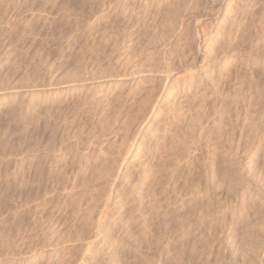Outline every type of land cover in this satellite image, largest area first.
Returning a JSON list of instances; mask_svg holds the SVG:
<instances>
[{"label": "rangeland", "instance_id": "1", "mask_svg": "<svg viewBox=\"0 0 264 264\" xmlns=\"http://www.w3.org/2000/svg\"><path fill=\"white\" fill-rule=\"evenodd\" d=\"M262 3L0 0V264H184L187 258L185 264H232L244 258L234 255L231 261L228 249L240 227L227 240L223 223L221 230L215 225L240 200L242 176L234 194L225 179L219 193L214 184L211 192L206 173L212 171L220 181L224 165L206 136L220 123L218 113L236 109L231 142L234 150L238 146L235 159H241L242 167L261 140L259 134L264 136V69L262 76L256 70L251 74L238 62L263 27ZM233 11L248 16L243 22L241 13ZM249 12L263 23L253 20L255 27ZM229 13L240 16L242 28L226 24L213 39L212 31ZM249 76L258 78L250 83L254 88ZM248 118L261 122L251 130ZM246 131L260 139L243 133L240 142L238 133ZM248 177L254 186L256 179ZM208 192L212 207L216 196L223 200L217 198L221 203L216 201L215 209L222 214L213 208L211 214L220 221L210 219L207 225L221 236L216 240L202 221ZM220 204L225 210H219ZM129 208L147 220L145 239L141 219L139 224L124 221L122 210ZM261 252L258 260L264 262Z\"/></svg>", "mask_w": 264, "mask_h": 264}, {"label": "bare ground", "instance_id": "2", "mask_svg": "<svg viewBox=\"0 0 264 264\" xmlns=\"http://www.w3.org/2000/svg\"><path fill=\"white\" fill-rule=\"evenodd\" d=\"M183 1V0H182ZM244 1V0H243ZM249 1V0H248ZM253 1V0H252ZM261 1V0H260ZM240 2H241V0H240ZM189 3V2H188ZM242 3H244V2H242ZM241 3V4H242ZM245 3H247V2H245ZM250 3V2H249ZM261 3V2H260ZM186 4V3H185ZM199 4V3H198ZM252 4V3H251ZM262 4H264V3H262ZM230 5V4H229ZM250 5V4H249ZM193 6V5H192ZM238 6H239V4H238ZM244 6H245V4H244ZM251 6V5H250ZM182 7V6H181ZM242 7V6H241ZM240 7V8H241ZM246 7V6H245ZM249 7V6H248ZM180 8V7H179ZM183 8V7H182ZM189 8V7H188ZM238 8V7H237ZM236 8V9H237ZM247 8V7H246ZM234 9V8H233ZM235 9V10H236ZM244 9V8H243ZM238 10V9H237ZM236 10V11H237ZM241 11V10H240ZM242 11H245V9L244 10H242ZM187 12V11H186ZM230 12H232V11H230ZM233 12H235V11H233ZM175 13V12H174ZM190 13V12H189ZM235 13H237V12H235ZM235 13H232V14H230L229 13V15L227 14H225V15H223L222 17H221V19L219 20L220 22H219V24H218V26L212 31V34L210 35L211 37H213V39H215V37H217L218 36V34H219V32H221L220 30H223V29H225L224 28V26L226 25V24H228V26L229 25H231V26H235V25H237V24H239V18H240V16H238L237 17V15L235 14ZM241 12H238L237 14H240ZM250 13L251 12H249V17H251L252 15H253V13H251L252 15L250 16ZM167 14V13H166ZM184 14V13H183ZM171 15V14H170ZM241 15V21H243L244 22V19L243 18H245L246 17V15L248 16V12H247V14H246V12L244 13L243 12V14L241 13L240 14ZM175 15H173V17H174ZM180 16H182V14L180 15ZM187 16V15H186ZM259 16V15H258ZM258 16H257V18H258ZM262 16V15H261ZM172 17V18H173ZM188 17V16H187ZM247 18V17H246ZM245 18V19H246ZM253 18V19H252ZM252 18H249V19H251L252 20V24H253V20H256V21H261L260 19L261 18H259V20L256 18H254L253 16H252ZM249 19H247V21L249 20ZM180 20V19H179ZM183 20V19H182ZM263 21H264V19H262ZM168 21V20H167ZM166 21V22H167ZM170 21V20H169ZM177 21V20H176ZM187 21H189V20H187ZM240 21V22H241ZM263 21H262V23H263ZM249 22H250V20H249ZM175 23V22H174ZM192 23V22H191ZM242 23V22H241ZM245 23H246V21H245ZM244 23V24H245ZM255 23V22H254ZM261 23V22H260ZM261 23V24H262ZM167 24V23H166ZM165 24V25H166ZM243 24V23H242ZM242 24H240V25H242ZM243 24V25H244ZM248 24V23H247ZM257 24V23H256ZM169 25V24H168ZM174 25V24H173ZM246 25V24H245ZM250 25V24H249ZM254 25V24H253ZM252 25V26H253ZM238 26V25H237ZM237 26H236V28H237ZM255 26V25H254ZM254 26H253V28H254ZM259 26V25H258ZM257 25L255 26V27H258ZM230 27V26H229ZM238 27H241V26H238ZM249 27H251V26H249ZM260 27H261V25H260ZM209 28H211V27H209ZM223 28V29H222ZM235 28V27H234ZM242 28V27H241ZM245 28H246V26H245ZM174 29V28H173ZM238 29V28H237ZM236 29V30H237ZM255 30L256 29H259V28H254ZM254 29H253V31H254ZM239 30H241V32H243L242 31V29H239ZM238 30V32L241 34V32ZM245 30V29H244ZM246 30H249L250 31V29H247L246 28ZM245 30V31H246ZM251 31H252V28H251ZM250 31V32H251ZM257 31V30H256ZM236 32V31H235ZM237 32V33H238ZM250 32H249V35H250ZM237 33H235V35L237 34ZM244 33H248V32H243V35H244ZM257 33H258V35H257ZM240 34H238V35H240ZM234 35V34H233ZM237 35V36H238ZM242 35V36H243ZM247 35V37H250V36H248V34H246ZM245 37V36H244ZM246 37V38H247ZM252 37V36H251ZM192 38V37H191ZM210 38V37H209ZM237 38V37H236ZM241 38V37H240ZM253 39H252V42H250L251 43V50H250V52L246 49V50H244V52H242L243 54H245L246 55V51H248V53H247V55L245 56V59H240V61H238V62H240L241 64H243L242 66H244L245 65V68H246V66L251 70V74H252V72L254 71V70H256V71H260V75H261V71H263V69H264V24H263V27L262 28H260V30H259V32H256L255 33V35L252 37ZM211 39V38H210ZM238 39V38H237ZM194 41V40H193ZM241 41V40H240ZM244 41H246V40H243V42ZM237 42V45L239 44L238 43V41H236ZM247 42V41H246ZM248 42H249V40H248ZM217 43V42H216ZM220 43V42H219ZM249 43V44H250ZM242 43H240L237 47H239V46H243V45H241ZM187 45V44H186ZM223 45V44H222ZM190 46V45H189ZM236 47V48H237ZM247 47V46H246ZM245 48V47H244ZM247 48H249V47H247ZM220 49V48H219ZM239 49V48H238ZM240 49H242V47L240 48ZM237 51V50H236ZM241 51H243V49L241 50ZM238 52H240V50L238 51ZM235 54V53H234ZM217 58V57H216ZM236 61V60H235ZM237 62H235V64H236ZM240 63L238 64L237 63V66L239 65V66H241L240 65ZM177 65V64H176ZM175 66V65H174ZM239 68H241V67H239ZM172 69V68H171ZM236 69H238V68H236ZM242 69H244V68H242ZM258 69V70H257ZM168 70V69H167ZM166 70V71H167ZM235 71V70H234ZM237 71V70H236ZM238 71H241V69H239ZM237 71V72H238ZM245 72H246V69L244 70ZM244 71H242L243 73H245ZM248 71V70H247ZM247 73V72H246ZM249 73V72H248ZM258 73V72H257ZM263 73V75H264V71L262 72ZM250 75V74H249ZM248 76V75H247ZM251 76V75H250ZM249 76V77H250ZM262 76V75H261ZM245 77H246V75H245ZM245 77H243V78H245ZM253 77H256V78H252V77H250L252 80H250L249 81V85H251L250 83H252L251 81H253V80H257L258 78H257V76H253ZM238 78V77H237ZM243 78H242V80H243ZM248 78V77H247ZM261 78V77H260ZM240 79V78H239ZM244 80H246V79H244ZM262 80H264V76L261 78V81ZM258 81V80H257ZM260 81V80H259ZM256 82V81H255ZM263 82V81H262ZM261 82V83H262ZM238 83V82H237ZM241 83V82H240ZM264 83V82H263ZM256 84V83H255ZM260 86H261V84L260 83H258ZM226 85V84H225ZM237 85H239V83L237 84ZM245 85H247V84H245ZM253 85L254 84H252L251 86H252V88H254L255 87V85H254V87H253ZM263 85V84H262ZM260 86H257L256 88L257 89H259L258 87H260ZM238 87V86H237ZM244 88H246V90H244V91H247V87H245L244 86ZM261 88H264V87H261ZM236 90V89H235ZM241 90H243V89H241ZM249 90V89H248ZM260 90V89H259ZM262 91V90H261ZM237 92L239 93V91L237 90ZM248 92V91H247ZM247 92H245V94L247 93ZM256 92V89H255V91L253 92V93H255ZM236 93V92H235ZM251 93H252V91H251ZM240 94L241 95H239V96H242L243 95V91L242 92H240ZM250 94V93H249ZM256 94H260V93H256ZM254 95V94H253ZM252 95V96H253ZM262 95L263 94H261V97H262ZM238 96V95H237ZM238 96V97H239ZM244 96V95H243ZM242 96V97H243ZM248 96V95H247ZM251 96V95H250ZM256 96V95H255ZM238 97H236L237 99H240V100H242L241 98L242 97H240V98H238ZM246 97V96H245ZM254 97V96H253ZM252 97V98H253ZM257 98H259V95L258 96H256ZM260 97V98H261ZM251 99V97H248V98H246V99ZM259 98V99H260ZM237 99H236V101H237ZM254 99V98H253ZM255 100V99H254ZM243 101V100H242ZM247 101V100H246ZM245 101V102H246ZM252 101V100H251ZM250 101V102H251ZM238 102H239V100H238ZM253 102H256V101H253ZM257 102H258V100H257ZM233 103H234V101H233ZM243 102H240V107L242 108V107H244V106H242L243 104H242ZM236 104V103H235ZM237 104H239V103H237ZM255 104V103H254ZM246 105V104H245ZM260 106V105H259ZM238 107V106H237ZM245 107H247V105L245 106ZM244 107V108H245ZM251 107V106H250ZM256 107V106H255ZM236 108V107H235ZM239 108V107H238ZM241 108H239L240 110H241ZM247 109V108H246ZM227 110H229V109H227ZM243 110V109H242ZM245 110V109H244ZM248 110V109H247ZM252 110V109H251ZM259 110V109H258ZM261 110H263V109H260V111ZM231 111H236V109H234V110H230V112ZM237 111H239V110H237ZM250 111V110H249ZM259 111V112H260ZM154 112V111H153ZM209 112V111H208ZM233 112V113H234ZM240 112V111H239ZM238 112V113H239ZM242 113H243V111H241ZM240 112V113H241ZM263 112V111H262ZM232 113V114H233ZM237 112H236V115H235V117L237 116V114H238ZM242 113H241V115H242ZM250 113V112H249ZM220 114V123L219 124H217L216 126H210L211 128H212V130L211 131H209V130H207L208 132V134H207V136H206V138H209V141L211 142V144H212V147L211 148H213V149H215L218 153H219V155H220V157H221V159L223 160V165H224V171H223V173H222V176L220 177L219 176V178H220V181H219V179L217 178V180H214V177L213 176H215V175H212L211 173H212V171H211V173H210V171L208 172L207 170H208V168L207 167H205V170L207 171V173H206V175H208L207 176V181L205 180V178H204V180L206 181V183H208V187L210 188V190H211V188L213 187V186H211V185H216L217 186V188H215L216 186H214V188L216 189H214V188H212V189H214L215 190V192H218V188H220V189H222L221 188V184L223 185V181H224V179L226 180V181H228L227 183H229V186L227 187V190L228 191H232V194H234V191H236L235 189L237 188L236 187V184H237V182L238 181H240V177L242 176V178H241V182L243 183L242 185H241V188H240V190H239V198H240V200H236V201H234L235 203L234 204H236V207H233V208H230V210L231 209H234V210H232V211H230L229 210V214H228V216L227 215H225L224 216V214H226L224 211L221 213V212H219V213H221L222 214V218H223V221H220V219L219 220H217V218H216V220H217V222L218 221H220V223H218V224H215V225H217V227L216 228H218L217 230H219L220 229V227H218L219 226V224L221 225L222 223V225H221V227H222V229H223V227L224 228H226V230L229 232V234L227 235L226 234V236H227V240H228V237L230 238V236H232L233 234H234V232H236V231H238L239 230V227H240V232H237V234L238 235H236L235 234V236H237V239H234L235 241H233V238H234V236H232V240L230 241L231 242V244H233V245H231V244H228V245H231V247H229L228 246V249H229V251L231 252V253H233V254H230L231 256H233L230 260L232 261V259L233 260H238V258H234L235 256L234 255H236L237 257L238 256H240V257H244V258H240L241 259V264H264V262H262V261H260L261 259H259L258 260V257L260 256L259 254H260V252H261V250H263V252H264V136L262 135V134H259L260 136L259 137H261V140H259V142L257 141V143H256V145H255V148L253 149L254 150V152H252V154H249L250 156H248V159L249 160H247V163L245 164V166H243L242 167V164L241 165H239L240 163H239V161L241 160V159H235L236 157H235V155L236 154H238L237 152H239V150L236 152V154H235V151H236V149H238V146H236L238 143L236 142V144H235V150L233 149L234 148V146L232 147V137H233V135L235 134V133H233V135H232V130H236V129H233L235 126H236V124H237V120H238V118L236 117V118H234V114L232 115V114H230L229 113V111L227 112L226 110H223L222 112H220V113H218V115ZM250 114H252V112L250 113ZM241 115H239L240 117H242ZM246 115H248L247 113H246ZM245 115V116H246ZM210 116V115H209ZM214 116V115H213ZM249 116H251V115H249ZM248 116V117H249ZM212 117V116H211ZM231 117H232V119H231ZM257 117H259V116H257ZM261 117H262V115H261ZM250 118V117H249ZM247 119V120H249L250 121V119ZM264 120V119H263ZM205 121H207V120H205ZM256 122H257V119L255 120ZM254 121V122H255ZM259 121V120H258ZM251 122V124H250V126H251V130H253V128H254V124H256V122L253 124V122H252V120L250 121ZM259 122H261V121H259ZM259 122H257V123H259ZM214 123V122H213ZM232 123V124H231ZM209 124V123H208ZM211 124V123H210ZM204 126V125H203ZM228 127V128H227ZM205 128V127H204ZM236 128V127H235ZM257 128V127H256ZM239 129V128H238ZM237 129V130H238ZM258 130H259V128H258ZM206 131V130H205ZM239 131V130H238ZM241 131H243V130H241ZM248 131V130H247ZM247 131L246 132H240V133H238V140L240 141V139L242 138V139H245V136L243 135V133H247ZM236 132V131H235ZM254 132V131H253ZM259 132V131H258ZM256 132H254V133H252V134H255ZM262 133V132H261ZM205 134H206V132L204 133V136H205ZM250 134H251V132H250ZM257 134V133H256ZM242 135L244 136V138L242 137ZM209 136V137H208ZM247 136H249V134L247 133ZM253 136H255V135H252V137ZM257 136V135H256ZM255 136V137H256ZM263 136V137H262ZM235 137L236 136H234V139H235ZM250 138H252L251 137V135L249 136ZM205 138V137H204ZM253 139V138H252ZM256 139V138H255ZM255 139H253V140H255ZM257 139H260V138H258V136H257ZM248 140V142H246ZM247 140L245 141V143H246V145L249 143V141H250V139H248L247 138ZM253 140H251L252 142H253ZM181 141V140H180ZM242 141V140H241ZM240 141V142H241ZM175 142V141H174ZM254 142H256V141H254ZM253 142V143H254ZM181 143V142H180ZM184 143V142H183ZM234 143V142H233ZM244 143V144H245ZM175 144H177V142L175 143ZM179 144V143H178ZM210 144V145H211ZM243 143L241 144V145H244ZM251 144V147L250 148H252V143H250ZM209 145V146H210ZM218 145H220V146H218ZM238 145H240V144H238ZM249 145V144H248ZM176 146V145H175ZM188 146V145H187ZM214 146V147H213ZM205 147H207L208 148V146H205ZM242 148L243 147H246V146H241ZM184 148H186V147H184ZM183 148V149H184ZM250 148H248V149H250ZM239 149H240V147H239ZM245 149V148H244ZM246 149H247V147H246ZM244 150L246 153H247V151L248 150ZM188 150V149H187ZM207 150V149H206ZM205 150V151H206ZM179 151H181V150H179ZM207 151H209V150H207ZM206 151V152H207ZM213 151V150H212ZM242 152V154L241 153H239V155H243L244 153V151H243V149L241 150ZM251 151V150H250ZM178 152V151H177ZM249 152V151H248ZM205 153V152H204ZM212 153V152H211ZM245 153V154H246ZM250 153V152H249ZM209 154H210V152H209ZM213 154H214V152H213ZM212 154V155H213ZM216 154V153H215ZM206 155V154H205ZM218 155V154H217ZM217 155H213L214 157L215 156H217ZM248 155V154H247ZM246 156V155H245ZM220 157H218V158H220ZM238 157V156H237ZM218 158L216 159V161H218ZM245 158V157H244ZM256 160H255V159ZM247 159V158H246ZM257 159L260 161V166H259V164H257L258 163V161H257ZM254 160V161H253ZM204 161V160H203ZM238 161V162H237ZM246 161V160H245ZM207 162H209V161H207ZM255 162H257L256 164H257V166H255ZM211 163H212V161H211ZM239 163V164H238ZM243 163V162H242ZM205 164H207V163H205ZM213 164V163H212ZM243 164V165H244ZM222 165V166H223ZM205 166V165H204ZM209 166V168L211 169V164H209L208 165ZM259 166V167H258ZM212 167H213V165H212ZM209 169V170H210ZM213 169V168H212ZM241 171V172H239V171ZM253 170V171H252ZM205 171V172H206ZM215 171V170H214ZM219 171H220V169H219ZM239 172V173H238ZM243 172V173H242ZM242 173V174H241ZM249 173V174H248ZM250 173H251V175H250ZM218 175H220L219 173H217ZM240 174V175H239ZM247 174H248V176H250V177H252V178H255L256 179V184L253 186V183L252 184H250V183H248L249 182V180H248V176H247ZM252 174H253V176H252ZM246 175V177L244 178V176ZM212 177H213V179H212ZM248 177V178H247ZM249 179H251V178H249ZM226 181H224V183L226 182ZM253 181H255V180H253ZM252 182V181H251ZM139 183V182H138ZM206 183H204V184H206ZM241 184V183H240ZM239 185V184H238ZM207 186V185H206ZM211 186V187H210ZM208 187H207V189H208ZM226 187V186H225ZM225 187H223V188H225ZM134 188V187H133ZM138 188V187H137ZM230 190H229V189ZM226 190V189H225ZM226 190V191H227ZM227 191V192H228ZM211 192H212V190H211ZM205 193H206V191H205ZM204 193V194H205ZM219 193V192H218ZM229 193V192H228ZM227 193V194H228ZM237 193H238V191H237ZM167 194V193H166ZM214 194V193H213ZM216 194V193H215ZM231 194V193H230ZM230 194L228 195V196H230ZM232 194H231V198H237V196L236 197H232ZM236 194V193H235ZM223 195V194H222ZM237 195V194H236ZM216 196V195H215ZM219 196H221V195H218V196H216L217 198H219ZM227 196V197H228ZM233 196H235V195H233ZM223 197H225V195H223ZM223 197H222V199H223ZM215 198V197H214ZM217 198H215L216 199V201L217 202H219L218 200H217ZM141 199V198H140ZM205 199L206 200H204V201H206V203H205V208H206V210H204L205 211V217L203 218V220L202 221H204L205 220V222L206 223H208V224H205L206 226L207 225H209V224H211V222H209V221H211V220H213L212 218H214L215 219V217H214V215H215V213H213L212 212V208H213V210H214V212H216L215 211V209H217L218 210V208L216 207V201H215V206H213L212 207V202H213V200H212V197H211V195H210V193L208 192L207 193V196H205ZM214 199V200H215ZM225 199V198H224ZM233 199V200H234ZM238 199V198H237ZM221 201H223V200H221ZM221 201H220V203H221ZM227 201V200H226ZM141 202V201H140ZM229 202V201H228ZM227 202V203H228ZM204 203V202H203ZM214 203V202H213ZM230 203V202H229ZM167 204V203H166ZM170 204L171 203H169V207H170ZM219 204V203H218ZM225 204V203H224ZM233 204V202H232V205H234ZM244 204V205H243ZM131 205H132V203H131ZM231 205V204H230ZM230 205H228V207L230 206ZM136 206H138V205H136ZM220 206V211H221V209L223 210V208H224V210H225V206H223V205H219ZM140 207V206H139ZM214 207H216V208H214ZM227 207V208H228ZM143 209V208H142ZM128 210H130V211H128ZM127 211L124 209V210H122L123 211V217H124V221L126 222V224L127 223H138V221H139V219H141V218H138V216H137V213L136 214H134V212L132 211V209H128ZM134 210V209H133ZM144 210V209H143ZM121 211V212H122ZM131 211L133 212V213H131ZM127 212V213H126ZM142 212V211H141ZM203 212V211H202ZM140 213V212H139ZM214 214L213 216L211 215V214ZM228 213V212H227ZM118 214H120V213H118ZM149 214V213H148ZM152 214H154V213H152ZM216 214H218L217 212H216ZM221 214H218L219 216L221 215ZM122 215V214H121ZM155 215V214H154ZM153 215V216H154ZM192 215H194V213H192ZM191 215V216H192ZM202 215H203V213H202ZM217 215V216H218ZM159 216V215H158ZM190 216V215H189ZM210 216H212L211 218H210ZM227 216V217H226ZM140 217V216H139ZM152 217V216H151ZM197 217V216H196ZM202 217V216H201ZM188 219L190 218V217H187ZM208 220V221H206V219ZM221 218V219H222ZM230 218V219H229ZM148 219V218H147ZM177 219V218H176ZM184 219V218H183ZM182 219V220H183ZM186 219V218H185ZM211 219V220H210ZM122 220V219H121ZM138 220V221H137ZM142 221H140L141 223H140V233H141V235H144V236H142L144 239H145V237H146V231H147V229L150 227L149 225V227H147V220L146 221H144L143 219H141ZM150 220V219H149ZM154 220V219H153ZM187 220V219H186ZM216 220L214 221L213 220V223H215L216 222ZM228 220H229V222H231L232 221V223L231 224H233V226H231L230 225V223L228 222ZM231 220V221H230ZM174 221H175V218H174ZM152 222V221H151ZM222 222V223H221ZM176 223H178V222H176ZM181 221H180V225H181ZM204 223V222H203ZM139 224V223H138ZM137 224V225H138ZM128 225V224H127ZM184 225V224H183ZM204 225V226H205ZM212 225V224H211ZM210 225V226H211ZM177 226V225H176ZM198 226H199V224H198ZM197 226V227H198ZM206 226H205V228H206ZM237 226V227H236ZM126 227V226H125ZM178 227V226H177ZM180 227V226H179ZM212 227V226H211ZM210 227V228H211ZM236 227V228H235ZM181 228V227H180ZM205 228H203V229H205ZM207 228H208V226H207ZM210 228H208V230L206 231V230H204V231H206L207 232V234H209L210 233V231H212L213 229H211L210 230ZM151 229V228H150ZM236 229H238V230H236ZM176 230V229H175ZM210 230V231H209ZM216 230V229H215ZM221 230V229H220ZM225 232H226V230L225 229H223ZM236 230V231H235ZM148 231H149V229H148ZM151 231V230H150ZM179 231V230H178ZM181 231V230H180ZM179 231V232H180ZM224 231H222V232H224ZM137 232V231H136ZM177 232V231H176ZM175 231H174V233H176ZM206 232H204V233H206ZM209 232V233H208ZM218 232H220L221 233V231H217V233ZM82 233V232H81ZM83 233H85V232H83ZM157 232L155 231V234H156ZM188 233V232H187ZM212 233V232H211ZM210 233V234H211ZM125 234V233H124ZM151 234V233H150ZM158 234V233H157ZM209 234V235H210ZM216 234V233H215ZM219 234V233H218ZM225 234V233H224ZM230 234H232V235H230ZM140 235V234H139ZM153 235V234H152ZM159 235V234H158ZM180 235V234H179ZM200 235V234H199ZM198 235V236H199ZM204 235V234H203ZM206 235V234H205ZM219 235H222V233L221 234H219ZM94 236V235H93ZM125 236V235H124ZM175 236V235H174ZM183 236V235H182ZM208 236V235H207ZM212 236H214V234L212 233V235H211V237ZM179 237V236H178ZM186 237V236H185ZM202 237H204V238H206L205 236H202ZM201 237V238H202ZM211 237L209 236V237H207V238H210L211 239ZM215 237V236H214ZM216 237H217V234H216ZM216 237H215V240H216ZM219 238L221 237V236H218ZM217 237V238H218ZM189 238H191V236L189 237ZM127 239V238H126ZM144 239H142L143 240V242H145L144 241ZM151 239V238H150ZM158 239V238H157ZM192 239V238H191ZM210 239H207L208 240V243H209V240ZM212 239H213V237H212ZM224 239V238H223ZM129 240V239H128ZM133 240V239H132ZM141 240V239H140ZM156 240V239H155ZM188 240V239H187ZM200 240V239H199ZM202 240H204V239H202ZM202 240H200V241H202ZM214 240V239H213ZM218 240H221V239H218ZM224 240H226V237H225V239ZM125 241V240H124ZM127 241V240H126ZM177 241V240H176ZM221 241H223V240H221ZM221 241H219V243H221ZM99 242V241H98ZM101 242H102V240H101ZM129 242V241H128ZM142 242V241H141ZM140 242V243H141ZM152 242H154V241H152ZM190 242V241H189ZM192 242V241H191ZM195 242H197V241H195V240H193V243H195ZM205 242H206V240H205ZM212 242V241H211ZM214 242H216V241H214ZM225 241H223V243H224ZM91 243V242H90ZM199 243V242H198ZM201 243H203L204 244V241L203 242H201ZM207 243V242H206ZM213 243V242H212ZM227 243H229V242H227ZM227 243H225V244H227ZM122 244H124V243H122ZM155 244V243H154ZM156 244H157V242H156ZM174 244H175V242H174ZM192 244V243H191ZM203 244H201V245H203ZM211 244V243H210ZM209 244V245H210ZM216 244H218V241L216 242ZM222 244V243H221ZM152 245V244H151ZM196 245V244H195ZM195 245H194V247H195ZM205 246H206V244H204ZM213 245V244H212ZM97 246V245H96ZM96 246H94V247H96ZM101 246V245H100ZM130 246V245H129ZM148 246V245H147ZM204 246V247H205ZM220 248H221V246H220V244L218 245ZM224 246V245H223ZM222 246V247H223ZM226 246V245H225ZM132 247V246H131ZM137 247V246H136ZM186 247V246H185ZM198 247V246H197ZM203 247V246H202ZM144 248V247H143ZM189 247H187V249H188ZM198 248H201V247H198ZM207 248H210L209 246H206L205 247V249H207ZM227 248V247H226ZM225 248V249H226ZM93 249V248H92ZM101 249V248H100ZM148 249V248H147ZM185 249V248H184ZM191 249H193V245H192V247H191ZM218 249V248H217ZM224 249V248H223ZM224 249V250H225ZM133 250V249H132ZM189 250H190V248H189ZM194 251H196V249L194 248L193 249ZM193 250H191V252L193 251ZM198 250V249H197ZM203 250V249H202ZM94 251V250H93ZM146 251V250H145ZM151 251V250H150ZM193 251V252H194ZM207 251V250H206ZM130 252V251H129ZM166 252V251H165ZM184 252V251H183ZM191 252H190V254H191ZM193 252H192V254H193ZM171 253V252H170ZM187 253H189V251L187 252ZM204 253H205V251H204ZM207 253V252H206ZM205 253V254H206ZM209 253V252H208ZM207 253V254H208ZM228 254H229V252H227ZM127 254V253H126ZM145 254V253H144ZM194 254H195V252H194ZM210 254V253H209ZM262 252H261V257H262ZM132 255V254H131ZM146 255V254H145ZM181 255V254H180ZM183 255V254H182ZM140 256V255H139ZM169 256V255H168ZM190 256V255H189ZM192 256V255H191ZM190 256V257H191ZM128 257V256H127ZM187 257H188V255H187ZM206 257V256H205ZM208 257V256H207ZM206 257V258H207ZM260 257V258H261ZM87 258V257H86ZM134 258V257H133ZM197 258V257H196ZM223 258V257H222ZM175 259V258H174ZM173 259V260H174ZM188 259V258H187ZM186 259V262H190L189 260H187ZM193 259V258H192ZM209 259H210V257H209ZM239 259V260H240ZM243 259H244V262H243ZM85 260V259H84ZM182 260V259H181ZM233 261V263L232 264H237V263H235V262H238V261ZM248 260V261H247ZM152 261V260H151ZM171 261V260H170ZM223 261V260H222ZM100 262V261H99ZM169 262V261H168ZM177 262V261H176ZM180 262V261H179ZM186 262H184V264L186 263ZM230 262V261H229ZM243 262V263H242ZM246 262V263H245ZM261 262V263H260ZM117 263V262H116ZM135 263V262H134ZM182 264H183V262H181ZM110 264V263H109ZM133 264V263H132Z\"/></svg>", "mask_w": 264, "mask_h": 264}]
</instances>
